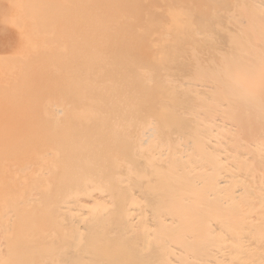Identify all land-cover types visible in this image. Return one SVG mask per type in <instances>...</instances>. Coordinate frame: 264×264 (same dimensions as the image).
Listing matches in <instances>:
<instances>
[{
  "label": "bare ground",
  "instance_id": "obj_1",
  "mask_svg": "<svg viewBox=\"0 0 264 264\" xmlns=\"http://www.w3.org/2000/svg\"><path fill=\"white\" fill-rule=\"evenodd\" d=\"M46 1L52 56L0 71V264H264V0Z\"/></svg>",
  "mask_w": 264,
  "mask_h": 264
},
{
  "label": "rangeland",
  "instance_id": "obj_2",
  "mask_svg": "<svg viewBox=\"0 0 264 264\" xmlns=\"http://www.w3.org/2000/svg\"><path fill=\"white\" fill-rule=\"evenodd\" d=\"M1 2H0V4H2L1 6H0V14H3V15H0V30L2 31V32H0V36L2 37V38H6L5 36L6 35H8V34H10L11 35V38L13 39V37H14V40H11V42L9 43V44H4L2 41L3 40H5V39H2L1 37H0V46L2 47V48H0V56L2 57H0V71L1 70H3L4 71V69H5V67H6V71H8V70H16L17 69V67L19 66H24V65H28V66H32V64H35L36 63V60L35 61H32V60H34V59H36V58H34L35 56H36V54H40L41 53V51H40V49L41 48H43V46H44V48H45V44H48V46L45 48V49H42L43 51H46V52H44L45 54L47 53V51H48V55L46 54V57H51L52 55H51V53H52V49H51V47H53V51H54V45H56V41H57V36H60L61 35V33H63V34H65L63 31H65L64 29H62L61 28V26H60V24L62 23V21H60V19L59 18H61V20H63V17H64V15H65V13H62V9H64V8H62L61 6H59L58 5V3H57V1H46V0H43L44 2L46 1L47 3H53L54 4V2H55V4H54V6H52L53 8L54 7H56V6H58L55 10H50V7H51V5H53V4H48V5H50L49 7H45V5L47 4L46 2H45V5H44V2L42 3L41 2V0H35V1H37V2H39L38 4L39 5H35V3L37 4V2H35L34 0H27V1H29L28 3H27V1L26 0H0ZM5 1V2H4ZM13 3H12V2ZM22 1H24V2H22ZM32 1H34L33 3H34V5L33 6H35V7H32L31 6V2ZM148 2H146L145 3V9H144V12L145 13H147V11H152V12H155L156 13V8H155V5H153L151 2H149V0H147ZM8 2V3H7ZM23 3V4H25V5H27V6H25V8L23 7H21L22 9H24L23 10V12L24 13H28V15H26V14H24L23 12V14L21 15V11L22 10H20V7H19V5H21V4H19L18 5V3ZM41 2V3H40ZM32 3V4H33ZM9 4V5H8ZM21 5V6H24V5ZM29 4V5H28ZM43 4V5H42ZM18 5V7L16 8V6ZM10 6V7H9ZM39 6V7H38ZM7 7H8V9H7ZM36 7H38L36 10H35V8ZM51 7V8H52ZM16 9V10H20V12H18L17 11V14L16 13H14V12H16V10H13V9ZM27 8V9H26ZM33 10H32V9ZM43 9L44 11H41L40 9ZM48 8H49V10H48ZM52 8V9H53ZM60 8H62V9H60ZM158 8V7H157ZM3 9H5V10H3ZM11 9V10H10ZM58 9H60V12H58ZM29 10V11H28ZM31 10H32V12H31ZM40 10V11H39ZM57 10V11H56ZM146 10V11H145ZM8 11V12H7ZM12 11H13V13H14V16H13V14H12ZM26 11V12H25ZM34 11H36V12H34ZM41 12L40 13V15L39 16H37L38 15V13L39 12ZM52 11H54V13H52ZM65 11V10H64ZM63 11V12H64ZM159 11H160V9H159ZM6 12V13H5ZM33 13H34V15L35 16H37V19L38 20H36L35 18H31L32 17V15H33ZM56 13H59V14H56ZM29 14H31L30 16H29ZM48 14L50 15V16H48ZM9 15V16H8ZM41 15H43V20H45V22L42 20V18H41ZM44 15H47V16H45L44 17ZM91 15L92 16H94V17H92L91 18V23L93 24V22H96V21H100V22H102V24L105 26V25H107V19L106 18H104V17H101L100 15L98 16V15H96V14H94L93 12L91 13ZM131 15H133L132 13L130 14V15H127V16H123V14H121L120 16H118V19L119 18H121V20L123 21V22H125L127 19H129L130 17L129 16H131ZM10 16H12V17H10ZM17 16V17H16ZM21 16V17H20ZM24 16V17H23ZM56 17L57 19H53L54 17ZM5 17V18H4ZM10 17V18H9ZM17 19H19V20H17ZM29 19H28V18ZM34 17V16H33ZM48 19H47V18ZM50 17V18H49ZM134 17V16H133ZM5 19V20H2V19ZM14 18V19H13ZM25 18H27V20L25 21ZM41 18V20L42 21H40L39 19ZM52 18V19H51ZM100 18V19H99ZM147 17H145V19H144V21L142 20L140 23H137V25H135V26H131V27H129V30H131V33H137L138 35H137V37H136V39L135 38H133V46H135V49H130V48H132V46H130V47H127L126 45H124L123 47H122V50H119V51H121V52H126V54L128 55V56H130L131 58H132V60L134 59V61H136V62H138V61H140V59H141V61L143 62V60L145 61V62H143V63H150L151 62V60H152V55H153V53L155 52L154 50H155V48L156 47H154L153 46V42H152V40H151V38L150 37H147L148 35H151V33H152V31L154 30V28L153 29H148L147 28V20H148V18L146 19ZM12 19H13V21H12ZM33 19H35V21L33 22ZM94 19V20H93ZM105 19V20H104ZM2 20V21H1ZM10 20V21H9ZM32 20V21H31ZM65 20V19H64ZM63 20V21H64ZM12 21V22H11ZM17 21H18V23H20V24H18L17 23ZM24 21H25V23H24ZM28 21V22H27ZM48 21V22H47ZM55 21V22H54ZM1 22H2V24H1ZM11 22V23H10ZM32 22L35 24V22H38V23H41V25L40 26H44L45 24V26H47V24H49V26H47L48 28H46L45 26L43 27V29H42V27H38V26H36V29H35V27L33 26V24H32ZM60 22V23H59ZM121 22V21H120ZM135 22H136V20H135ZM13 23L16 25V24H18V25H22L21 27V29L19 28L20 26H18V25H14L16 28L18 27L19 28V30H17V29H14V27H12V25H13ZM29 23V24H28ZM52 23V24H51ZM59 23V24H58ZM111 23H113V22H108V25L107 26H109ZM24 24H26L25 25V27L23 26ZM31 24V25H30ZM58 24V25H57ZM2 25V26H1ZM7 27H6V26ZM27 25H29L28 27H27ZM39 25V24H38ZM53 25V26H52ZM57 25V28H58V30H61V33L58 31V34H56V32H54V29H56V26ZM59 26V27H58ZM110 26H112V25H110ZM5 29H4V28ZM12 27V28H11ZM33 29H32V28ZM49 27H50V29H49ZM55 27V28H54ZM113 27H114V23H113ZM135 27V28H134ZM145 27V28H144ZM25 28H27L26 30H25ZM28 28L31 30H29V32H30V34H29V32H28V34H27V31H28ZM52 28H54V29H52ZM60 28V29H59ZM144 28V29H143ZM12 30V31H8V30ZM38 29V30H37ZM44 30V31H42V30ZM45 29H47V30H45ZM137 29H139V30H137ZM141 29L143 30V31H141ZM146 29V31H144ZM157 29V28H156ZM6 30V31H5ZM15 30V31H14ZM17 30V31H16ZM23 30H25V32H23ZM35 30V31H34ZM37 30V31H36ZM50 30V31H49ZM63 30V31H62ZM116 30V29H115ZM18 31H22V33L21 32H18ZM33 31H34V34L35 33H39L38 35H36V36H40L39 38H42V40L41 39H38V38H35V36H34V34H32L33 33ZM47 31V32H46ZM138 31V32H137ZM32 32V33H31ZM47 33V35H46V33ZM51 32H53V33H51ZM112 32V35L111 36H113V38L114 37H116L113 41H111L113 38L109 35L108 36V39H111L110 41H108V39H107V41H106V39L105 38H107V35H105V38H103V37H101V38H103L104 40L103 41H105V43H108V42H111V44L110 43H108V45L110 46V47H108V45L107 44H101V43H103V42H101L102 41V39L101 38H99V40H100V42H99V44L98 43H96L95 45H96V47H95V45H94V47H93V45H91L92 46V48H96L97 50L98 49H101V47L103 48H105V46L104 45H106V47H108V49L110 48V49H112L113 47H111L112 46V44H113V46H116V44L117 43H122L121 42V40H123V43L125 42V40H126V36H122V35H120V32L119 31H117L116 30V32L115 31H111ZM20 33V34H19ZM82 33H83V30H82ZM114 33H116V34H114ZM143 33V34H142ZM145 33H146V35H145ZM3 34V35H2ZM25 34V36H24V38H23V35ZM50 34V37L52 38V40L50 39V37L48 36ZM51 34H53V35H51ZM54 34L55 35H57V36H55L54 37ZM5 35V36H4ZM15 35H18V36H16V38L18 37L19 39H21L20 41L22 42V44L21 43H19V46H20V44H21V46L19 47L18 46V48H20L21 49V51L18 49V48H15L17 51H19V52H15L16 50L13 48V46L16 44V47H17V44H18V42L17 41H19V40H17L16 38H15ZM20 35H22V37L20 36ZM27 35V36H26ZM31 35H32V37H31ZM46 35V36H45ZM116 35V36H115ZM63 36L64 35H61L60 37L61 38H63ZM142 36H143V39H142ZM21 37V38H20ZM28 37H29V39H28ZM49 37V39H47V38ZM53 37H54V39H56V40H54L53 39ZM57 37V38H56ZM59 37V39H58V41L59 42H57V45H61V47H64V43L66 42V39H61ZM120 37H121V40H120ZM35 38V39H34ZM47 40V43H46V40ZM15 39H16V41H15ZM26 41V43H25V41ZM41 40V41H39L40 43V45L39 44H36V42H37V40ZM28 40H30V41H28ZM32 40V41H31ZM33 40H36V41H33ZM61 40L63 41V42H61ZM118 40H120L119 42H118ZM19 41V42H20ZM42 41H44V43L42 42ZM53 41H55V42H53ZM33 42H34V44H33ZM49 42V43H48ZM54 43V44H51V43ZM61 42V43H60ZM3 43V44H2ZM11 43H12V45H11ZM23 43H24V45H23ZM29 43V44H28ZM31 43V44H30ZM38 43V42H37ZM44 45H43V44ZM60 43V44H59ZM93 43H95V42H93ZM92 43V44H93ZM122 43V44H123ZM14 44V45H13ZM31 45V46H29L28 47V45ZM97 44L98 45H102L101 47L100 46H97ZM4 45V46H3ZM10 45V46H9ZM37 45V46H36ZM38 45H39V47H38ZM7 46V47H6ZM22 46L24 47V46H27L28 47V50L29 51H31V49L30 48H32L33 46V48H34V50H32L31 51V53L29 52V54L28 53H26V51H27V47L25 48H23L22 49ZM6 47V48H5ZM35 47H37V48H35ZM41 47V48H40ZM86 47L88 48V45H86ZM90 47V46H89ZM98 47V48H97ZM100 47V48H99ZM127 49H126V48ZM7 48L9 49V52H8V50H7ZM32 48V49H33ZM38 48H40L39 49V51L37 50ZM47 48H50L51 49V53H49L50 51H49V49H47ZM81 48V46L79 45V49ZM91 47H90V49H92ZM103 48V49H104ZM7 50V51H5L4 52V54H3V50ZM12 49V50H11ZM15 51H14V50ZM24 49H26V51H24ZM109 49V50H110ZM36 50L38 51L34 56L33 55H31V54H34L35 52H36ZM82 50H84V51H86L85 50V47H83V48H81L80 50H78V52H77V50H75V52H77V53H80V51H82ZM88 50V49H87ZM102 50V49H101ZM107 50V48L104 50L106 53L108 52H110V51H106ZM13 51V53H10V52H12ZM34 51V52H33ZM42 51V52H43ZM103 51V50H102ZM14 52H15V54H14ZM20 52H22V53H20ZM33 52V53H32ZM83 52V51H82ZM98 52V51H97ZM99 52H100V50H99ZM111 52H113V50L111 51ZM128 52V53H127ZM26 53L27 55V57L24 55V54ZM44 53H42V56L43 55H45ZM133 53V54H132ZM3 54V55H2ZM8 54V55H7ZM12 54H13V57H12ZM101 56H104L105 55V53H103L102 54V52H100L99 53ZM136 54V55H135ZM20 56V57H22V58H20L19 57V61L20 60H22L24 57H25V59L26 60H30V61H26L25 59H23L24 61L23 62H21V63H19V61L17 60L18 59V57H16V56ZM22 55H24V56H22ZM28 55L29 56H31V57H28ZM51 55V56H50ZM74 55V54H73ZM72 55V56H73ZM7 56V57H6ZM32 56H33V58H32ZM110 56V55H109ZM11 57V58H10ZM15 57L17 58L16 59V61H14L15 60ZM4 58V59H3ZM12 58H14V59H12ZM30 58V59H29ZM70 59H74L75 60V55H74V57L73 58H70ZM2 60L4 61V62H2ZM14 61V62H12V61ZM77 60V59H76ZM8 61V62H7ZM10 61V62H9ZM141 61H140V63H141ZM6 62V63H5ZM28 62V63H27ZM31 62V63H30ZM33 62V63H32ZM17 63V64H16ZM30 63V64H29ZM139 63V62H138ZM9 67H8V66ZM11 65V66H10ZM4 66V67H3ZM3 84V83H2ZM2 84H1V81H0V86H1V88H2ZM1 88H0V90H1ZM45 97V96H44ZM44 97L42 98V104H43V101H44ZM45 100H46V97H45ZM81 100H83V99H81ZM10 149H12V148H10ZM14 151H16L15 149L13 150H11V151H9L11 154H14V153H16V152H14ZM6 154V153H5ZM1 163H2V161L0 162V166H1ZM2 180V178L0 179V181Z\"/></svg>",
  "mask_w": 264,
  "mask_h": 264
}]
</instances>
